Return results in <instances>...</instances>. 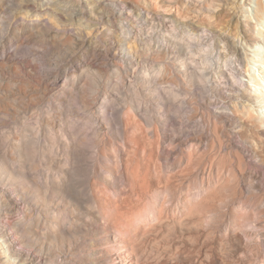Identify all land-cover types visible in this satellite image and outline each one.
<instances>
[{
  "label": "rangeland",
  "instance_id": "374dc122",
  "mask_svg": "<svg viewBox=\"0 0 264 264\" xmlns=\"http://www.w3.org/2000/svg\"><path fill=\"white\" fill-rule=\"evenodd\" d=\"M78 1L55 0L61 8ZM110 1L190 24L192 36L169 30L177 45L167 59L178 58L181 68L189 57L204 66L213 34L239 39L248 51L244 74L260 71L250 61L264 58V39H257L264 27L245 17L254 18L259 0ZM94 16L91 29L71 27L70 47L56 38L46 45L50 55L26 44L0 57V184L15 189L21 205L1 215L21 240L20 257L10 261L264 264V100L252 97L248 105L263 107L243 109L239 96L209 92L198 76L196 84L178 79L180 101L169 106L174 80L161 67L166 57L150 45L156 29L142 21L144 48L136 73L126 74L124 62L104 55ZM58 72L65 73L59 84Z\"/></svg>",
  "mask_w": 264,
  "mask_h": 264
},
{
  "label": "bare ground",
  "instance_id": "6f19581e",
  "mask_svg": "<svg viewBox=\"0 0 264 264\" xmlns=\"http://www.w3.org/2000/svg\"><path fill=\"white\" fill-rule=\"evenodd\" d=\"M120 2L118 1L112 2L110 0H79L78 5L76 7L73 6L72 8L71 6L70 8L68 7L64 8L63 5V8H61L60 4H57L55 0H0V57L3 59H10L20 51V47L26 44L40 47L41 49L37 50L36 52L41 55H50L49 49L46 45L50 43L51 39H56V38H59L63 46L70 47L71 38L75 37L74 34L75 31L73 29L74 27L73 28L71 27L74 26L75 24H79V26L83 28L86 27L91 29L92 25L90 26L88 25V23L91 20L90 17L95 15L97 16L98 19V22L96 23L97 27L96 29L94 28L95 32L98 33L99 37L105 44V48H106L105 54L104 53L102 54L106 55V57L112 56L115 59V61L120 60L121 62H124V65H122L121 68L124 70V72H126V74H129V72L135 74L136 73L135 66L137 65L136 62L138 58L141 56L140 55L141 49L139 48V46L140 45L142 46L143 43L142 41H144L142 39L141 41L142 43H139L137 35H139L138 33H140V30L143 27L141 24L143 23L142 21L145 20L147 24L149 23L148 27L156 29V31L150 32L152 34L150 45H152L155 50L161 51L164 57H166L167 60L165 61L166 64L162 65L161 67L168 70L174 80V84L171 88L172 94L174 95L171 94L173 97L171 96L170 98L169 97L167 98V103L169 106L177 105L180 101V94L182 87L178 83V79L181 80L182 78H184L183 82H185L186 79L191 78L193 79L192 83L196 84L195 78L201 76V78L205 80V88L209 92H214L217 90L219 96L225 97L230 100L233 96L234 97L239 96L238 100L242 101L241 102L242 105L240 104V106H242L243 109L247 108L249 110L254 111L256 109L263 107L262 105L258 107L256 106L253 107L252 105H248L247 102L250 101V98L252 97H253L252 100L253 103L258 100L262 103L263 102L262 100H264V90L261 88L264 82V58L262 60L259 59L255 62L250 61L253 66L255 65L260 69L259 72L256 70L253 71L251 70L249 71L250 73L249 75L244 74L241 66L242 63L246 60L248 51L244 50V47L242 46V43L240 44L239 39L237 43H234L225 36H220V38L216 39L215 38L216 36L213 37L212 36L213 34L212 35L210 34V37H208L209 39L207 38V40H209L210 45L208 44L209 49L206 52V60L204 66L199 67L196 61L192 57H189L184 60V66L181 68L179 67L181 64L177 62L178 58L176 59V57L175 58L170 57L169 58L171 59L170 61L167 59L171 51L177 45V41H176L177 34L174 32V30L172 31L169 30H171L170 28L173 25L176 26L175 28L180 30L181 32L185 31L186 33L190 34L191 33L190 32L191 30H189V28L191 27L190 24H176L171 20L172 17L165 18V17H161L162 15L155 17L146 15L145 11H143L142 9H140L138 6L134 5L131 2H122V1ZM93 6H95L96 8H94ZM245 17L249 21L250 20L253 21L255 19L256 22L260 23V25L264 27L263 2L261 0L257 1L256 13L254 15V18L246 15ZM83 30L79 31L81 35L83 33ZM203 32L206 33L208 31L205 30ZM89 33L91 34V32ZM185 34L183 33V35ZM192 35H194L193 32L191 33V36ZM86 36L82 37L83 40L86 39ZM195 36H197V34H195ZM144 38L146 41V37ZM148 38L150 37L148 36ZM78 39L76 38L75 40H77L78 42L79 41ZM257 39H259L260 41L264 39V31L259 32V36L257 37ZM184 40L185 38L182 41ZM194 40H197V37H195ZM195 43L197 42L195 41ZM180 45H182V42ZM252 47L253 50L249 49V51L256 53V48L254 49V45H252ZM182 50L183 49H181V51ZM100 51H101L100 49L95 48L94 52L92 53L97 54ZM182 53L184 54V52ZM90 68L92 67L90 66ZM54 75L56 82L59 84V82H61V80L63 79L65 73L58 72L55 73ZM158 75L160 76V74ZM246 77H249L251 81H255V82L257 81V88L255 90H253L247 84L248 82L246 83L245 81ZM219 81L223 82L226 85L227 89L230 91L229 93L225 94V92L218 90L217 82ZM237 82L239 83L240 86L236 84ZM155 85L158 87L160 86L159 78L158 79L156 78ZM242 87L245 90V92L239 93V91L242 90ZM173 91H175L176 93H173ZM185 100H181V101L185 103ZM257 112L260 113V111ZM170 118L172 120H178V117L174 114H170ZM64 193L68 194L69 192L65 191ZM68 197H70V195ZM18 199L19 198L17 197V191L15 189H9L7 185L0 184V259L4 260L6 264H15L12 263V261H10L9 257L14 259L20 257L22 251L18 248V245L21 244V240L17 236L18 233L15 230V228H13L12 225L10 224L7 225L2 221L1 215L2 213L8 214L12 211L17 212V210L21 206ZM25 264H29V263H25Z\"/></svg>",
  "mask_w": 264,
  "mask_h": 264
}]
</instances>
